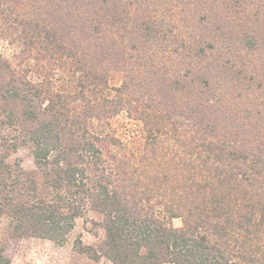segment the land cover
I'll return each instance as SVG.
<instances>
[{
  "label": "trees",
  "instance_id": "16d2710c",
  "mask_svg": "<svg viewBox=\"0 0 264 264\" xmlns=\"http://www.w3.org/2000/svg\"><path fill=\"white\" fill-rule=\"evenodd\" d=\"M34 2L30 14L0 0V40L21 45L18 65L0 53L3 123L37 168L0 160L12 240L63 242L94 211L104 238L76 241L94 260L264 264V69L248 58L264 46V0ZM121 112L142 124L139 154L113 129Z\"/></svg>",
  "mask_w": 264,
  "mask_h": 264
},
{
  "label": "rangeland",
  "instance_id": "374dc122",
  "mask_svg": "<svg viewBox=\"0 0 264 264\" xmlns=\"http://www.w3.org/2000/svg\"><path fill=\"white\" fill-rule=\"evenodd\" d=\"M35 0H13V3L18 4L19 8L23 11L32 14L33 10L36 9L34 6L30 5L31 2ZM165 0H158L159 5L163 7H171V0L164 2ZM35 3V2H34ZM207 3L202 8L221 9L214 3ZM133 6V7H132ZM125 7V6H124ZM136 3L134 5L128 6L131 8L135 14ZM230 12V11H229ZM232 9V14L234 13ZM178 16V15H177ZM232 19H234L233 15ZM242 14H238L235 19L237 22L244 21ZM246 17V15H245ZM232 23H236L232 20ZM229 28V26H228ZM185 25L182 26L179 33L171 34L172 38L177 36H182L185 34ZM242 32V29L237 28V34ZM236 32V31H235ZM177 43H174L176 48ZM21 45L18 43H9L6 40H0V53L7 57L13 66L18 65L21 60L20 53ZM264 46L258 51H252L248 58H253L251 64L256 65L257 69L263 71L264 69ZM264 80V73H260ZM124 78V73L116 69H110L109 79L110 83L113 85L120 84ZM264 85V83H263ZM264 92V86L260 88L256 94L261 95ZM11 107V106H10ZM18 109V107L16 108ZM19 110V109H18ZM17 110V113L20 111ZM6 119L4 110L0 108V160L3 158L5 163H9L13 168H17L20 164L23 170L35 171L36 165L34 162L32 154V146L30 143H23L21 141L20 127L11 126L3 123ZM113 129L115 130L117 136L125 143L128 149L135 150L137 154L142 151L145 143V134L140 121L130 118L126 112H121L120 114L114 116L111 120ZM17 143V148H13V144ZM102 219V216L94 211H88L83 217H79L76 220L75 228L70 232L67 239L63 242H57L50 239H43L35 236L22 237L18 241H13L11 237L12 227L9 218L4 215L0 218V245L7 243H12L11 249L13 250L12 262L11 264H113L106 257H101L100 260H94L90 258L87 254L82 253L78 250L76 244L77 240H80L85 245H96L104 238V230L98 224ZM175 226H181L182 220L180 218H175L173 220ZM164 264H174V263H164Z\"/></svg>",
  "mask_w": 264,
  "mask_h": 264
}]
</instances>
